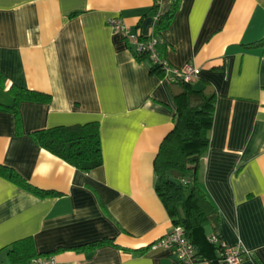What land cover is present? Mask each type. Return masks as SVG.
<instances>
[{
    "label": "crops",
    "instance_id": "crops-1",
    "mask_svg": "<svg viewBox=\"0 0 264 264\" xmlns=\"http://www.w3.org/2000/svg\"><path fill=\"white\" fill-rule=\"evenodd\" d=\"M0 0V104L10 87L49 95L0 110V264L30 238L58 264H182L150 244L173 226L154 190L153 160L173 128L171 85L107 25L119 18L173 67L199 68L193 89L215 91L199 181L217 210L215 231L264 264V0ZM97 121L101 166L83 172L41 148L34 131ZM106 243L94 249L84 245ZM197 264H209L202 261Z\"/></svg>",
    "mask_w": 264,
    "mask_h": 264
},
{
    "label": "trees",
    "instance_id": "trees-1",
    "mask_svg": "<svg viewBox=\"0 0 264 264\" xmlns=\"http://www.w3.org/2000/svg\"><path fill=\"white\" fill-rule=\"evenodd\" d=\"M177 4L178 0H173L171 11L157 18L156 32L167 27ZM260 42L264 43V38ZM158 54L161 56L159 52ZM138 56L148 57L146 53ZM148 59L150 61L149 57ZM150 63L151 72L161 74L163 77L162 69L151 61ZM168 83L171 85L174 102V125L163 137L153 160L154 190L172 225L182 227L185 237L193 245L196 261L219 264L220 243L210 241L212 235H216L221 241L215 231L218 214L199 181L202 160L209 145L215 91L207 88L195 90L192 82H183L179 79ZM9 92L14 97V103L11 106L0 104V110L13 112L17 123L19 121L17 105L20 101L46 103L50 99L47 94L13 86ZM31 136L41 148L80 171L89 172L102 164L97 121L54 126L34 131ZM0 176L36 195H55L54 192L37 189L28 184L10 167L0 165ZM106 242L101 240L83 247L94 249ZM8 253L14 263L25 264L35 256L32 240L25 238L12 243Z\"/></svg>",
    "mask_w": 264,
    "mask_h": 264
},
{
    "label": "built area",
    "instance_id": "built-area-1",
    "mask_svg": "<svg viewBox=\"0 0 264 264\" xmlns=\"http://www.w3.org/2000/svg\"><path fill=\"white\" fill-rule=\"evenodd\" d=\"M107 25L116 34L122 36L130 45L133 46V51L136 55L146 53L150 61L158 65L163 71V79L167 82H174L177 79L183 82H193L198 74L199 68L186 64L183 67L177 68L171 66L164 57L159 56L157 51V39L150 36L140 38L136 33L131 32L128 27L116 17H110L107 20ZM210 241L221 246L219 264H240L243 251L240 248L230 247L220 241L216 235H212ZM162 247L172 251L176 259L182 264H197L195 250L193 245L185 237L184 230L180 226H172L164 236L150 244V248L154 249ZM25 264H58L55 255L42 254L30 258Z\"/></svg>",
    "mask_w": 264,
    "mask_h": 264
}]
</instances>
